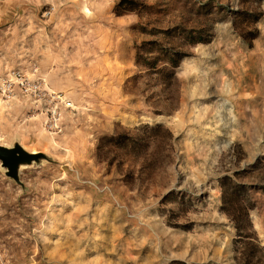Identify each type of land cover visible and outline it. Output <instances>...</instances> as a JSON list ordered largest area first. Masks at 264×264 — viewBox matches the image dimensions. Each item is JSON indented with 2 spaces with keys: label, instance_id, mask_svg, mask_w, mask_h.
Masks as SVG:
<instances>
[{
  "label": "rangeland",
  "instance_id": "374dc122",
  "mask_svg": "<svg viewBox=\"0 0 264 264\" xmlns=\"http://www.w3.org/2000/svg\"><path fill=\"white\" fill-rule=\"evenodd\" d=\"M119 1L0 0V77L19 71L61 98L0 93V146L43 155L20 167V183L0 161V264H239L247 245L220 211L219 179L245 171L238 181L257 186L251 221L264 250V0H139L143 11L116 16ZM243 11L263 13L252 42ZM176 27L212 40L190 46ZM145 41L188 54L171 113L127 85ZM145 124L173 133V163L131 187L96 148Z\"/></svg>",
  "mask_w": 264,
  "mask_h": 264
},
{
  "label": "trees",
  "instance_id": "16d2710c",
  "mask_svg": "<svg viewBox=\"0 0 264 264\" xmlns=\"http://www.w3.org/2000/svg\"><path fill=\"white\" fill-rule=\"evenodd\" d=\"M246 1L249 0H241L242 3ZM144 9L145 5L139 0H120L114 7V13L122 16ZM240 15L246 16L248 25L252 27L244 36L252 42L259 36L256 24L263 13L243 11ZM174 31L177 32V37L186 40L190 46L208 44L212 40L208 33L193 29L176 27ZM187 57V52L181 46L163 45L156 41L142 42L135 48V63L139 72L128 79L127 85H130L132 91L146 95V102L159 110L158 114L171 113L180 104V84L176 71ZM173 141V133L162 124L139 125L133 129L120 127L114 135L99 140L97 158L121 168L126 184L135 187L141 183H152L173 163ZM263 164L264 157H261L257 159L255 167H264ZM244 173L245 171L234 172L219 179L222 192L220 211L234 227L238 240L247 245V249L239 257V264H264V250L254 243V227L251 221V212L257 204L254 194L257 186L239 182L238 179ZM173 195V191L168 192L163 196L161 204H166ZM175 226L180 227L177 224ZM169 264L187 263L174 260Z\"/></svg>",
  "mask_w": 264,
  "mask_h": 264
},
{
  "label": "built area",
  "instance_id": "2783aa9c",
  "mask_svg": "<svg viewBox=\"0 0 264 264\" xmlns=\"http://www.w3.org/2000/svg\"><path fill=\"white\" fill-rule=\"evenodd\" d=\"M43 83L38 80L31 79L28 75L19 71H12L0 77V93L7 101L14 100L17 97L28 99L33 103L46 99L47 92L43 87ZM48 98L61 100L55 94L49 95ZM61 114L57 107H51L49 110L48 126L56 128L60 120Z\"/></svg>",
  "mask_w": 264,
  "mask_h": 264
},
{
  "label": "water",
  "instance_id": "95a60500",
  "mask_svg": "<svg viewBox=\"0 0 264 264\" xmlns=\"http://www.w3.org/2000/svg\"><path fill=\"white\" fill-rule=\"evenodd\" d=\"M43 155L28 153L19 144L12 148L0 146V161L7 169L6 175L15 182L20 183L19 170L22 165H30L38 162Z\"/></svg>",
  "mask_w": 264,
  "mask_h": 264
},
{
  "label": "bare ground",
  "instance_id": "6f19581e",
  "mask_svg": "<svg viewBox=\"0 0 264 264\" xmlns=\"http://www.w3.org/2000/svg\"><path fill=\"white\" fill-rule=\"evenodd\" d=\"M169 242H171V241H169ZM169 242H168V243H169ZM146 243H147V242H146ZM154 243H155V242H154ZM168 243H167V245H168ZM152 244H153V243H152ZM156 244H157V243H156ZM164 244H165V243H164ZM162 245H163V244H162ZM142 247H144V246H142ZM142 247H141V249H142ZM150 247H152V246H150ZM155 247H156V246H155ZM165 247H166V246H165ZM168 247H169V246H168ZM166 248H167V247H166ZM151 249H152V248H151ZM156 249L158 250V248H156ZM163 249H164V248H163ZM163 249H162V251H163ZM143 250H144V249H143ZM152 250H153V249H152ZM154 250H155V249H154ZM144 251H145V250H144ZM158 251H159V250H158ZM170 251H171V250H170ZM149 252L151 253V251H149ZM156 252H157V251H156ZM160 252H161V251H160ZM150 253H149V254H150ZM161 253H162V252H161ZM151 255H152V254H151ZM156 255H157V254H156ZM163 255H164V254H163ZM149 256H150V255H149ZM154 256H155V255H154ZM151 260H152V259H151ZM154 260H155V259H154ZM152 261H153V260H152ZM152 261H151V262H152Z\"/></svg>",
  "mask_w": 264,
  "mask_h": 264
}]
</instances>
